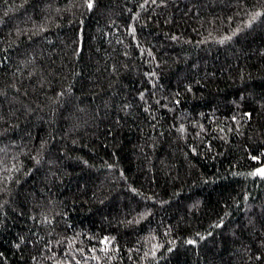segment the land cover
Wrapping results in <instances>:
<instances>
[{
	"label": "trees",
	"instance_id": "obj_1",
	"mask_svg": "<svg viewBox=\"0 0 264 264\" xmlns=\"http://www.w3.org/2000/svg\"><path fill=\"white\" fill-rule=\"evenodd\" d=\"M261 168L264 0H0V264H264Z\"/></svg>",
	"mask_w": 264,
	"mask_h": 264
},
{
	"label": "snow or ice",
	"instance_id": "obj_2",
	"mask_svg": "<svg viewBox=\"0 0 264 264\" xmlns=\"http://www.w3.org/2000/svg\"><path fill=\"white\" fill-rule=\"evenodd\" d=\"M89 7L91 8L92 7V4L89 3ZM255 159V158H254ZM257 173L261 176H264V168H261V169H258L257 170ZM189 243H193L192 241H189Z\"/></svg>",
	"mask_w": 264,
	"mask_h": 264
}]
</instances>
